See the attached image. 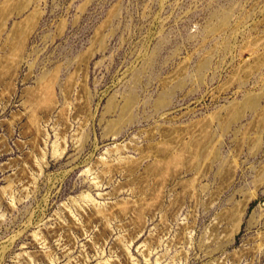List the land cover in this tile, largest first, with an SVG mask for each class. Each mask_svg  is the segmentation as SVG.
Here are the masks:
<instances>
[{
    "label": "rangeland",
    "instance_id": "obj_1",
    "mask_svg": "<svg viewBox=\"0 0 264 264\" xmlns=\"http://www.w3.org/2000/svg\"><path fill=\"white\" fill-rule=\"evenodd\" d=\"M0 264H264V0H0Z\"/></svg>",
    "mask_w": 264,
    "mask_h": 264
},
{
    "label": "bare ground",
    "instance_id": "obj_2",
    "mask_svg": "<svg viewBox=\"0 0 264 264\" xmlns=\"http://www.w3.org/2000/svg\"><path fill=\"white\" fill-rule=\"evenodd\" d=\"M74 77V76H73ZM71 83V82H70Z\"/></svg>",
    "mask_w": 264,
    "mask_h": 264
}]
</instances>
